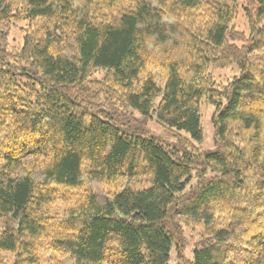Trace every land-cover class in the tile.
<instances>
[{"label": "trees", "instance_id": "16d2710c", "mask_svg": "<svg viewBox=\"0 0 264 264\" xmlns=\"http://www.w3.org/2000/svg\"><path fill=\"white\" fill-rule=\"evenodd\" d=\"M0 264H264V0H0Z\"/></svg>", "mask_w": 264, "mask_h": 264}, {"label": "rangeland", "instance_id": "374dc122", "mask_svg": "<svg viewBox=\"0 0 264 264\" xmlns=\"http://www.w3.org/2000/svg\"><path fill=\"white\" fill-rule=\"evenodd\" d=\"M239 25L241 29H244L246 26L243 20L239 22ZM15 36H16L15 40L19 38L20 40L22 39V33H19V31L15 33ZM212 73L216 79V82L221 87L225 85L228 82V80L232 78L235 74H239L238 71H236L234 68L222 69V70H212ZM202 110H203L202 125H203L204 135H203V141L200 144V147L204 151H213L214 142H213L212 115H213L214 108L213 106H210V105H204ZM153 128L159 135L163 136L166 140H172V137L170 135H167L166 133H164L163 130H158L156 125L155 127L153 126Z\"/></svg>", "mask_w": 264, "mask_h": 264}]
</instances>
